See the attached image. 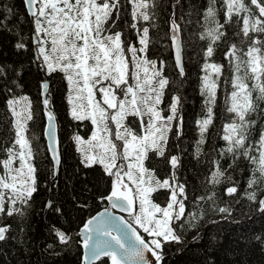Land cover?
<instances>
[{
	"label": "snow or ice",
	"instance_id": "obj_1",
	"mask_svg": "<svg viewBox=\"0 0 264 264\" xmlns=\"http://www.w3.org/2000/svg\"><path fill=\"white\" fill-rule=\"evenodd\" d=\"M0 37V244L78 264L264 257V0H0Z\"/></svg>",
	"mask_w": 264,
	"mask_h": 264
},
{
	"label": "trees",
	"instance_id": "obj_2",
	"mask_svg": "<svg viewBox=\"0 0 264 264\" xmlns=\"http://www.w3.org/2000/svg\"><path fill=\"white\" fill-rule=\"evenodd\" d=\"M15 2L19 5L20 0H15ZM0 41H3V38L0 37ZM160 48V45L157 44L153 47L152 51L155 54L157 49ZM191 50L185 49V66L187 71V79L185 81V89H184V102H183V115L185 118L186 128L189 130L190 134L195 135L194 132V121L198 116L202 115V107L201 101L202 98L199 93V76H200V66H199V57L192 56L189 59V54ZM160 54L163 55L166 59L171 60V49L163 48L160 50ZM216 59L221 60V54L218 51L216 53ZM33 99L35 104L36 102V91L35 89L27 90ZM65 108L66 103L61 98L60 94H56L55 99V110L59 113V119L63 121L65 119ZM219 116V111H218ZM217 124H219V119L217 120ZM62 130L60 131L61 140H65V129L63 125H61ZM87 128L79 129L80 133L84 135L87 132ZM31 132L34 133L37 137L42 138V120L37 119L36 124L32 125ZM62 147L65 151H72L74 153V148L69 149L68 144H62ZM71 163V161H69ZM95 207V206H94ZM99 210V208H96ZM39 218H35L33 220V226L36 228V237H40V232L43 230L42 226L38 223ZM36 250L34 253H31V243H29V253H26L22 247L18 245H13L12 242H9L7 245L0 244V248H3L5 252L8 253L6 258H0V264H78V256L79 252L75 250V248L70 249L62 253L59 257L54 260H49L45 255L41 253V249L43 247V243L41 239L36 240ZM194 259L193 253L191 251L185 252L183 254H172L169 253V256L166 257L164 264H191V261ZM252 264H264V257H262L259 253H256L251 257Z\"/></svg>",
	"mask_w": 264,
	"mask_h": 264
},
{
	"label": "water",
	"instance_id": "obj_3",
	"mask_svg": "<svg viewBox=\"0 0 264 264\" xmlns=\"http://www.w3.org/2000/svg\"><path fill=\"white\" fill-rule=\"evenodd\" d=\"M149 258L151 259L150 254H149Z\"/></svg>",
	"mask_w": 264,
	"mask_h": 264
}]
</instances>
